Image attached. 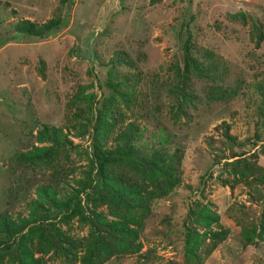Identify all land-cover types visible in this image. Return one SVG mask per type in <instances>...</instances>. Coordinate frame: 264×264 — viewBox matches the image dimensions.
I'll return each instance as SVG.
<instances>
[{"label":"rangeland","instance_id":"374dc122","mask_svg":"<svg viewBox=\"0 0 264 264\" xmlns=\"http://www.w3.org/2000/svg\"><path fill=\"white\" fill-rule=\"evenodd\" d=\"M72 1L0 0V216L25 226L0 264H264V0ZM95 122L163 170L108 166L87 199ZM77 192L89 220L45 198Z\"/></svg>","mask_w":264,"mask_h":264},{"label":"trees","instance_id":"16d2710c","mask_svg":"<svg viewBox=\"0 0 264 264\" xmlns=\"http://www.w3.org/2000/svg\"><path fill=\"white\" fill-rule=\"evenodd\" d=\"M73 4L72 0H68L67 9L71 8ZM62 21L57 19L56 21H51L49 23L43 24L39 27H36L32 23L29 22H21L15 25V31L20 36H29V37H46L49 36L52 32L60 27ZM256 33L257 29H254ZM260 35V34H259ZM189 37L184 44V57H183V66L186 71L190 70L196 74H200L202 72V68L198 67L193 59L188 55L189 49ZM207 73V71H205ZM101 114V111L98 112V115ZM226 127V126H225ZM94 128V142L92 144V155H93V165H94V177H92V187L90 189L93 190V195H86V198L94 201H105L112 200L116 196V190L108 183V179L106 176V170L108 166H113L120 163H125L130 166H135L136 168H145L149 172H160L166 165L165 156H163L158 151H153L149 155H144L137 145L130 144L131 136L129 133L123 134V141L121 145L103 148L99 145L97 141L98 134V122H95ZM225 134H227V127L224 130ZM230 139L232 137L228 136ZM53 139H55L53 137ZM173 159V155L169 156ZM140 166V167H139ZM90 186V185H89ZM84 191V190H83ZM82 191V192H83ZM45 198L48 203L56 210H63L69 214H75L80 216V218L88 219L83 211V208L80 204V196L77 193L68 197L63 202H57L47 193L45 194ZM203 205L196 201L193 205L188 209V213L186 216V221L190 219H198V215L202 212ZM48 216L41 217L40 220L42 223H39L37 227H34V230L39 231L42 234H50L53 233L52 227L54 226L52 223H47ZM89 220V219H88ZM0 224L2 226V234L3 237L0 239V255L2 253L10 252L13 250L16 245V239L19 234L24 231V225H15L11 220L7 217L0 216ZM186 230L184 232V236L188 237L189 234Z\"/></svg>","mask_w":264,"mask_h":264}]
</instances>
